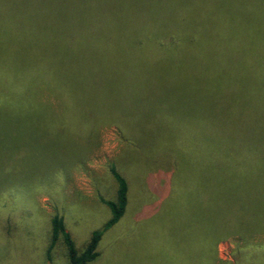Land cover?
Wrapping results in <instances>:
<instances>
[{
	"label": "rangeland",
	"instance_id": "1",
	"mask_svg": "<svg viewBox=\"0 0 264 264\" xmlns=\"http://www.w3.org/2000/svg\"><path fill=\"white\" fill-rule=\"evenodd\" d=\"M221 1L241 4L239 64L227 62L222 64V69L228 74L238 72V107L244 126L247 125V128L243 126L244 140L264 144V0H0V51L3 54L0 61L13 62L12 72L15 75L16 69L20 73L29 69L34 73L37 47H43L50 55L53 49L58 48L61 53L57 57L67 65L61 67L56 75L62 77V82H77V90H70L66 100L74 102L77 97L75 101L79 104L85 95L92 97V94L100 92L99 85H92L91 78L97 71L93 67L106 59H112L113 64L120 59L108 56V49L99 46L94 39L102 38L104 34L66 31L53 42L49 27L37 29V19H44L46 26L49 18L58 16L144 17L157 18V22L162 24L165 18L181 15L183 3L193 4L192 11L189 10L193 12L197 2ZM230 24L228 28L234 29L235 23ZM131 34L132 30H129V36L124 38H129V43L133 44ZM227 47L223 51L230 54L232 50ZM183 53H187L189 59L181 65L174 64L170 58L154 59L151 63L150 56L142 51L135 57L134 64L129 63L133 70H123L124 73L120 74L119 70L110 69L106 86L111 89L104 95L111 98L123 95L127 102H135L137 109L134 114L142 110L139 121L133 124L141 129L140 133H136L140 148L128 144L117 126L105 123L97 128L91 139L82 135L81 128L62 131L67 134L66 141L72 151L63 147L54 152V143L61 136V129L41 121V116L46 120L49 117L51 105L48 100L56 104L54 98L45 91L41 92V97L36 87L28 88L26 91L32 89L33 92L26 96L43 102L47 112L40 114L28 109L6 112L9 99H14V95L9 86L0 80V264H66L67 255L61 241L48 251L49 220L54 213L63 216L66 229L76 246L82 249L91 231L101 228L110 215L99 197L113 199L115 196V182L108 170L111 163H115L128 179L129 205L118 223L103 234L98 244L99 255L89 264H174L183 259L177 251L180 237L169 236L166 250L156 228L154 235H149L146 233L148 223L143 220V225L138 221L161 205L172 190L173 165L165 163V156L150 165L155 173L143 165V158L151 155L146 146L148 140L157 134L156 127H159L148 120L151 112L145 105L147 97L154 93L164 96L168 91V82H174L183 91L190 86V113L207 118L211 115L210 101H202L203 95L200 90L197 91L204 88L201 80H210L212 75L214 66L210 49L190 47L182 53L179 50L180 55ZM126 58L129 59V56ZM172 72L179 80L168 75ZM50 74L53 77V69ZM84 78L83 83L81 80ZM91 87H94L93 90ZM230 101L227 97L224 103H220L223 111L231 108ZM206 133L209 140L211 133ZM175 137L172 136V139ZM191 142L193 139L186 141L182 138L174 144L180 147L179 144L183 146ZM154 154L158 156V153ZM151 173L157 179L150 177ZM149 183H159V188L150 187ZM153 191L158 192L154 194ZM179 196L182 197L181 194ZM175 203H181L179 197L172 202L171 208ZM174 210L179 215L181 208ZM164 213L159 211L154 215L159 214L155 221L160 228L164 227ZM248 244L257 246H246ZM237 246H244L241 253L233 252ZM216 255V264H264V233L249 240L240 236L221 240L217 244Z\"/></svg>",
	"mask_w": 264,
	"mask_h": 264
},
{
	"label": "trees",
	"instance_id": "2",
	"mask_svg": "<svg viewBox=\"0 0 264 264\" xmlns=\"http://www.w3.org/2000/svg\"><path fill=\"white\" fill-rule=\"evenodd\" d=\"M240 5L236 1L197 2L193 12H189L192 11L193 4L183 3L182 14L165 18L162 24L157 22V18L58 16L49 18L46 26L44 19H37V29L49 27L53 42L61 38L60 33L65 34L66 31H97V34H104L102 38L94 39L99 46L108 49V56L120 59L115 64L111 63L112 59H106L93 67V70L97 71L91 78L92 85H99L100 92L98 95L92 94V97L85 95L79 104L75 101L77 97L74 102L66 100V94L70 90H77V82H62V77L56 75L61 67L67 65V62L64 63L57 57L61 53L58 48L53 49L50 55L45 53L43 47H37L34 73L30 69L24 73L23 70L20 73L16 69L15 75L12 72L13 62L0 61V80L9 86L14 95V99H9L6 112L28 109L45 114L47 108L43 102L30 100L26 96L33 92L34 87L40 91L41 97V92L45 91L54 98L56 104L48 100L51 106L47 120L41 116L43 123L47 122L52 127L61 129V136L57 137L54 143V152L63 147L72 151V148H69L71 145L66 141L67 134L62 131L71 132L73 128H81L82 135L91 139L97 128L105 123L117 126L128 144L140 148L136 133H140L141 129L135 128L133 124L139 121L142 110L134 114L133 111L137 109L135 102H127L123 95L117 94L116 98L104 95L111 89L106 86L107 78L111 74L110 69H117L120 74L124 73L123 70H133L129 63L134 64L135 57L142 51H145L144 55L147 52L151 63L154 59L170 58L174 64L181 65L189 57H186L187 53L180 55L179 50L182 53V50L190 47L210 49L214 66L212 75L210 80H201L204 88L197 89L203 95L202 101L209 100L211 103L212 110L208 118L204 115L193 116L194 114L190 113V86L183 91L179 85L168 82V91L164 96L154 93L145 101L151 112L148 120L159 127H156L157 134L148 140L146 146L151 155L143 158V165L148 167L150 172L154 171L150 165L155 164L159 157L165 156V163L173 165L172 190L161 205L150 210L138 221L143 225L144 222L148 223L149 230L147 229L146 233L149 235L158 231L157 234L162 238V245L166 250L169 236L180 237L177 251H180L183 259L175 261L174 264H216L219 241L231 236L249 240L252 236L264 233V144L244 140V120L238 107V72L228 74L222 69V64L227 62L239 64ZM231 22L235 23L232 30L228 28ZM230 26L233 27L231 24ZM129 30H132L133 44L129 43V38H124L129 36ZM134 44L137 47H133ZM227 46L232 50L229 51L230 54L223 51ZM2 55L0 51V60ZM128 56L129 59L126 58ZM51 69L53 77L50 74ZM168 75L179 80L174 72ZM33 78L37 80L33 81ZM72 78L76 79V76ZM85 79L81 81L84 83ZM28 88H32L31 91H26ZM119 88L120 86L117 89ZM226 96L231 100V108L223 111L220 103L225 102ZM244 127L247 128V125ZM207 131L211 133L209 140L206 137ZM172 136L176 137L172 139ZM182 138L186 141L193 139V143L183 146L179 144L180 147H177L174 143ZM135 153L139 152L135 150ZM154 153H158V156ZM108 170L115 182V196L113 199L100 196L99 199L109 209L110 215L101 228L91 231L82 249L76 246L72 235L66 229L63 216L54 213L49 220L48 251L61 241L67 255L66 264H89L94 261L99 255L98 244L103 234L118 223L127 211L130 194L128 179L115 163H111ZM149 176L156 178L152 173ZM149 185L159 188V183ZM153 192L157 194L156 191ZM178 197L181 203H175L171 208L172 202ZM175 206L181 208L179 215L174 210ZM159 211L165 212L164 227L161 228L155 221L159 214L154 216ZM242 248L244 246H237L233 252L241 253Z\"/></svg>",
	"mask_w": 264,
	"mask_h": 264
}]
</instances>
